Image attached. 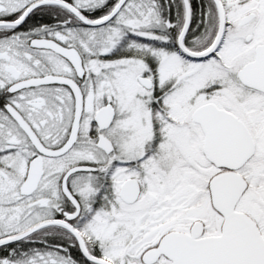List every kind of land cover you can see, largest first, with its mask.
I'll return each mask as SVG.
<instances>
[{
    "label": "snow or ice",
    "instance_id": "snow-or-ice-1",
    "mask_svg": "<svg viewBox=\"0 0 264 264\" xmlns=\"http://www.w3.org/2000/svg\"><path fill=\"white\" fill-rule=\"evenodd\" d=\"M0 264H264V0H0Z\"/></svg>",
    "mask_w": 264,
    "mask_h": 264
}]
</instances>
